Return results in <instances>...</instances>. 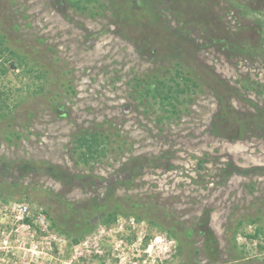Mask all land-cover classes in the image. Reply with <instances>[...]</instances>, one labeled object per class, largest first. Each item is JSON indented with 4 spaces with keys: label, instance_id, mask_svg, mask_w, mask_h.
<instances>
[{
    "label": "rangeland",
    "instance_id": "obj_1",
    "mask_svg": "<svg viewBox=\"0 0 264 264\" xmlns=\"http://www.w3.org/2000/svg\"><path fill=\"white\" fill-rule=\"evenodd\" d=\"M103 3L0 0L14 52L0 74V264H264V132L217 134L210 86L214 75L232 88V117L264 109V56L214 41L217 32L260 48L264 0H204L197 18L177 0L157 5L202 82L172 105L144 104L137 85L168 76L169 48L140 49L135 12L129 24L124 4ZM82 131L108 135L88 165L75 145ZM93 201L109 206L82 216ZM13 202L42 213L48 231L16 222Z\"/></svg>",
    "mask_w": 264,
    "mask_h": 264
},
{
    "label": "trees",
    "instance_id": "obj_2",
    "mask_svg": "<svg viewBox=\"0 0 264 264\" xmlns=\"http://www.w3.org/2000/svg\"><path fill=\"white\" fill-rule=\"evenodd\" d=\"M77 2L81 3V5L85 8L88 7L89 4H92L93 11H99L103 7H106V4L103 3V0H76ZM120 2L124 4V11L127 12L126 19L127 22L130 24L128 17H131V13L135 12V14L138 16V21L143 22V37L141 39L137 40V43L140 46V49H148L152 48L151 52L154 54V52L159 53L160 50V43L165 47L169 48V52L166 53V57L170 61V68H166V73H168V76L165 74L162 77L158 75V73H154L153 75H148L147 78L141 79L137 81V85L140 86L142 82L143 91L141 92V101L145 104L152 103H158L160 105L162 104H174L175 102H178L179 99H185L186 96L188 99H192L190 92L194 91L196 88L200 87L201 80H200V74L197 68L190 64V62L187 60V53L184 52L183 48H180V38H176V41L173 40L175 36V30L169 27L168 25H165L161 19V14L159 10L156 8L158 4H161L163 0H142L141 1V7L136 8L133 4L127 3L125 0H117V2ZM179 4H185L186 8H190L194 12V16L197 18L200 14L202 16V13L205 11L207 12L208 7H206L204 4V0H177ZM128 4V5H127ZM135 7V8H134ZM96 9V10H95ZM113 10H117V6L115 5V8ZM256 11V10H255ZM203 17V16H202ZM207 17V16H206ZM120 19V17H119ZM206 19V18H205ZM264 19V18H263ZM202 19H199L201 21ZM262 19L256 20V23L258 25L259 22H261ZM126 23V22H125ZM124 22H122L123 25L126 26ZM181 30L183 28L181 27ZM264 30L261 32H258L257 40L260 39V50H256L255 47L250 49L251 46H243V44H246L247 42H242L240 40H230L227 35L224 37V35H220L219 33H215L216 36L214 37L216 40L215 42H219L222 46L226 48V50H229L236 54H242L244 52L248 53H256L261 54L264 56ZM263 33V34H262ZM152 37V38H151ZM162 38V40H160ZM153 41V44L152 42ZM174 41V42H173ZM171 43V44H170ZM248 44V43H247ZM179 45V46H178ZM191 45V44H190ZM189 45V46H190ZM196 49H197V44ZM178 46V47H177ZM187 48V47H186ZM144 49V50H146ZM178 49V53L177 52ZM189 49V48H187ZM9 53L10 58L11 56L14 57V52L7 48L6 45H4L3 37L0 34V74L4 73L6 69H8V66L5 64L7 63L8 58H4V54ZM250 55V54H248ZM20 63H24L23 59H19ZM29 70V69H28ZM31 72V71H29ZM196 72V73H195ZM213 84L212 89H215V95L218 97L219 100V112L216 114L215 121L213 124L214 130L219 135L227 136L231 139L240 138L242 137L246 131L248 125H260L264 132V109H257V112L255 115H250L248 113L240 114L239 116L233 115L232 107L229 106L228 100H226V94L229 92L232 88H229L227 85L224 84V81L222 79H219V77H216L213 75L212 81L210 82ZM250 84L252 87L253 85ZM258 85V84H257ZM245 88H247V85H242ZM217 88H220L223 90V93H219ZM228 88V90H227ZM232 92H235L233 90ZM185 93L188 95L185 96ZM226 93V94H225ZM3 102V100H2ZM0 107H3L0 105ZM231 116V117H230ZM230 124V125H228ZM227 125V126H225ZM229 129L226 130L225 127ZM108 135L102 134L99 131H82L81 133L77 134L75 137V145L76 150L78 153L79 159L83 160L85 164L91 163L90 161L98 160L101 156L106 154L107 148V141ZM93 163V162H92ZM114 205H118V203H115ZM109 206V203L104 201L102 203L93 201L90 208H85L81 210L82 216H86L87 214H97L99 211L104 210L106 211V207ZM107 216L110 218L111 215H114L113 212L107 211ZM108 218V219H109ZM252 221V220H251ZM263 232L262 228H257L254 230L252 234H248L249 238H255L259 236ZM73 241H77L76 238L73 239Z\"/></svg>",
    "mask_w": 264,
    "mask_h": 264
},
{
    "label": "built area",
    "instance_id": "obj_3",
    "mask_svg": "<svg viewBox=\"0 0 264 264\" xmlns=\"http://www.w3.org/2000/svg\"><path fill=\"white\" fill-rule=\"evenodd\" d=\"M11 212L14 215L15 221L21 222L22 225H24L26 228H30L32 227V225H35L41 232L48 231L45 216L42 213L37 214L34 218L30 217V206L28 203L13 202L11 206ZM171 241L174 242V240ZM83 243L85 244L86 241H84Z\"/></svg>",
    "mask_w": 264,
    "mask_h": 264
}]
</instances>
